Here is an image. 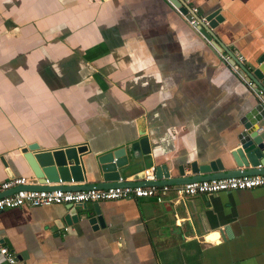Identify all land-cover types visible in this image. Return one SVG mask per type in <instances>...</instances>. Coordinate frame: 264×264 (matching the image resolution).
<instances>
[{
	"label": "crops",
	"instance_id": "obj_1",
	"mask_svg": "<svg viewBox=\"0 0 264 264\" xmlns=\"http://www.w3.org/2000/svg\"><path fill=\"white\" fill-rule=\"evenodd\" d=\"M179 2L184 13L168 0H0V184L36 185L23 153L33 144L84 146L85 168L122 148L126 182L149 167L170 182L191 163L234 168L239 120L256 103L245 71L264 55V0ZM193 7L218 11L208 41L186 22ZM234 53L242 63L222 61ZM142 138L148 152L133 151ZM92 204L70 226L67 205L5 210L0 240L16 264H264V187L100 201L96 229Z\"/></svg>",
	"mask_w": 264,
	"mask_h": 264
},
{
	"label": "water",
	"instance_id": "obj_2",
	"mask_svg": "<svg viewBox=\"0 0 264 264\" xmlns=\"http://www.w3.org/2000/svg\"><path fill=\"white\" fill-rule=\"evenodd\" d=\"M168 2L177 8L180 13L185 12L183 8H180L181 4L179 0H168ZM204 20L206 26L200 23L198 25L200 28L198 32L204 40L208 41L211 39L209 30L213 29L218 21H220L218 11L206 15ZM215 44L212 42V47H216ZM245 72L247 80L264 85V55L258 57L255 67H252L250 72ZM239 124L241 131H239L236 137L237 148L231 154L234 168L225 170L219 161L200 166L191 163L189 165L191 176L189 177L183 178L182 168L178 167V178L185 180L181 182H170L165 166L155 169V182L139 183L122 181L118 172L119 168L126 165V157L122 148L99 155L94 160V166L89 165L85 168L82 156L86 153L87 149L84 146L41 150L38 145H29L23 150V153H25L24 159L36 180V185L30 189L81 191L87 189H106L114 186L145 187L164 184L178 185L191 181L264 174V162L261 160L264 158V101L256 99L255 105L242 115ZM131 149L137 152L140 150L141 153L148 152L146 138L140 139L136 144L131 146ZM261 165H263L262 169L260 168ZM209 173L212 174L210 175ZM87 178L91 181L86 182ZM119 180L121 181L119 182ZM46 183L50 184V187H47ZM70 183L79 185H66ZM9 191L13 192L14 189ZM9 194L2 193L0 197ZM65 209L66 214L63 216V221L65 225L70 226L80 221L79 216L81 212L86 210V205H67ZM91 210L93 216L86 218V222L92 229L103 228L104 220L98 205L96 203L92 204Z\"/></svg>",
	"mask_w": 264,
	"mask_h": 264
},
{
	"label": "built area",
	"instance_id": "obj_3",
	"mask_svg": "<svg viewBox=\"0 0 264 264\" xmlns=\"http://www.w3.org/2000/svg\"><path fill=\"white\" fill-rule=\"evenodd\" d=\"M186 22L191 27L200 23L206 26L204 16L198 15V9L193 7L185 16ZM224 63L234 59L237 63L243 62L240 53L224 55L221 57ZM246 86L253 92L255 98L264 101V85H259L246 80ZM154 167H149L142 172L143 183L155 182ZM121 180H119L120 182ZM27 180L14 178L0 184V193L14 189L9 195L0 197V214L8 209L20 207H46L50 205H84L100 201H113L118 199L137 200L150 199L155 203H161L169 193H173L175 203L180 199L198 195H212L228 191H249L264 187V174L249 176L228 177L191 181L178 185H153V186H114L106 189H87L81 191H68L61 189H26ZM47 187L50 184L46 183ZM52 186V185H51ZM0 260L4 264H16V259L0 240Z\"/></svg>",
	"mask_w": 264,
	"mask_h": 264
}]
</instances>
